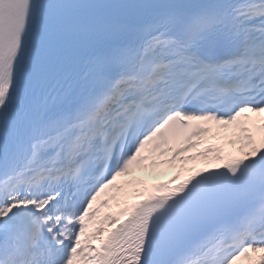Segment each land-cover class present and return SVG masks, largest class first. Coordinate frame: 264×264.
Returning <instances> with one entry per match:
<instances>
[{
    "label": "snow or ice",
    "instance_id": "1",
    "mask_svg": "<svg viewBox=\"0 0 264 264\" xmlns=\"http://www.w3.org/2000/svg\"><path fill=\"white\" fill-rule=\"evenodd\" d=\"M0 264H264V0H0Z\"/></svg>",
    "mask_w": 264,
    "mask_h": 264
},
{
    "label": "bare ground",
    "instance_id": "2",
    "mask_svg": "<svg viewBox=\"0 0 264 264\" xmlns=\"http://www.w3.org/2000/svg\"><path fill=\"white\" fill-rule=\"evenodd\" d=\"M142 174V175H141ZM141 176H144V173H140Z\"/></svg>",
    "mask_w": 264,
    "mask_h": 264
}]
</instances>
